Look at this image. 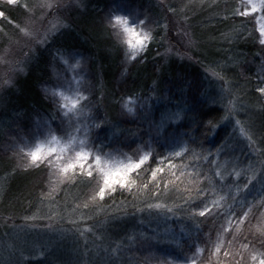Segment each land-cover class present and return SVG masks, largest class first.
Here are the masks:
<instances>
[{"label":"trees","instance_id":"trees-1","mask_svg":"<svg viewBox=\"0 0 264 264\" xmlns=\"http://www.w3.org/2000/svg\"><path fill=\"white\" fill-rule=\"evenodd\" d=\"M240 1L193 0L183 16L196 40V53L188 61L167 62L160 53L159 0H86L83 13L70 15L66 28L29 54L25 75L12 87L0 88L2 216H22L49 197L57 201L71 194L74 205L115 209L117 219L107 222L106 233L121 241L119 252L130 264H166L185 251V239L174 245L163 236L139 234L143 226H173L178 220L188 238L209 249L223 219L231 216L236 222L244 213L257 217L264 204V95L257 91L264 87V47L253 20L234 15ZM0 10L7 16L0 18L2 56L27 13L20 3L3 0ZM114 13L135 16L134 21L149 26L152 35L138 57L124 53L110 20ZM61 61L79 62L99 119L88 140L92 152L123 162L148 156L141 169L130 173L128 187L117 186L103 200L97 195L103 186L98 170L94 178L74 171L51 192L45 164L18 163L23 155L17 146L32 142L39 125L45 130L43 120L55 115L44 90L53 83L52 66L60 72ZM217 65L226 66L220 70L223 78L256 108L245 138L229 129L223 104L211 88L206 68ZM128 100H145L146 106L130 114L122 108ZM11 139L16 149L10 147ZM156 169L162 171L153 176ZM247 222L242 221L236 240L264 252V235H251ZM57 247L23 264H80L66 253L65 244ZM225 258L222 264H248L232 255Z\"/></svg>","mask_w":264,"mask_h":264},{"label":"rangeland","instance_id":"rangeland-1","mask_svg":"<svg viewBox=\"0 0 264 264\" xmlns=\"http://www.w3.org/2000/svg\"><path fill=\"white\" fill-rule=\"evenodd\" d=\"M159 1L160 3H155L160 15H163L161 20L163 32L160 39L162 43L161 56L167 62L171 59L179 62L188 61L191 53H196V40L187 23V17L183 14L195 1ZM6 2L20 3L27 15L19 26L18 35L3 48V54L0 56V88L4 90L12 87L17 77L25 75L26 66L31 61L28 56L33 50L39 49L59 31L66 28L65 22L70 15L83 13L86 0H6ZM214 2L217 3V0ZM25 4L28 6L27 9L22 6ZM48 4L53 6L47 7ZM247 7V4L241 0L237 10H245ZM174 8L178 10V13ZM115 16L127 18L128 26L135 27L138 33H147L149 37L152 35L149 26L141 24V20L134 21L135 16L114 13L110 18L112 24ZM246 17L253 20V26L259 36L258 28L260 27V18L264 17V11L250 12V15ZM21 28H24L28 35L21 32ZM113 28L119 36L124 53L128 58H131V50L124 43L125 34L120 27ZM229 37L227 35L226 38ZM148 42L149 40L145 42V47L136 57L143 53ZM13 54L15 56L17 54L20 58L15 61ZM58 64L61 71L55 72L52 66L53 83L44 90L53 102L55 115L51 120H43L45 130H42L39 125L32 142L24 141V146H17L18 153L23 155L20 159L21 162L17 161L19 164H45L48 167L51 174L48 190L51 192L56 188V185L64 182L66 176L74 171L86 172L88 168H91L90 166L94 168L93 171L98 170L95 164L97 154L92 152L88 140L91 133L98 128L99 119L89 100L90 95L84 86L83 75L79 71L77 62L69 64L67 61H61ZM225 67V65L207 66L206 72L211 80L214 95L218 96L223 104L225 120L229 123V129L236 135L245 138L247 135L245 132H249L246 125L256 108L246 102L241 92L236 90L229 80L223 78L220 70ZM138 101L128 100L122 104V108L131 114L135 109L146 106L145 100ZM74 104L75 107H73ZM57 126H60L59 131H57ZM10 142V147L16 149L12 139ZM37 149L40 150V159L38 162H33L30 154ZM80 152L88 155L87 160L79 162L83 163L85 168L81 169L77 166L63 172L62 169L67 164L77 162V153ZM99 157L103 164L128 163L111 155ZM100 174L103 182V175L101 172ZM68 196L70 197L57 201L49 197L37 204L28 214L22 216H2L0 210V264H23L29 259L37 258L57 249L60 244H65L66 253L71 255L70 258L73 257L80 261V264H130L123 259L119 252V248L123 246L121 241L111 240V236L106 233L107 222L117 219V215H114L116 210L96 207L88 209L89 206L86 204L77 206L74 205L72 194ZM217 204L220 203L217 202L214 205ZM239 219L236 222L232 221L231 216L223 219L214 239L211 240L209 249H205L194 239H190L191 237L188 238L185 225L177 222L178 220H175L173 226L163 223L152 228L143 226L139 230V234L149 235L151 233V235L163 236L168 239L165 241L174 242V245H179L182 239L187 241L185 251L180 252L182 255L168 259L166 264H211L212 261H215V264H222L226 260L225 257L229 255L240 261L245 260L248 264H258L261 254L264 252L245 247L244 243L236 240V236L242 230V221L245 219L250 224L251 235L253 233L264 235V204L257 217L250 218L248 213L247 215L244 213L240 215ZM204 253L209 254L204 255ZM253 256L257 258L255 261L252 259Z\"/></svg>","mask_w":264,"mask_h":264},{"label":"snow or ice","instance_id":"snow-or-ice-1","mask_svg":"<svg viewBox=\"0 0 264 264\" xmlns=\"http://www.w3.org/2000/svg\"><path fill=\"white\" fill-rule=\"evenodd\" d=\"M3 2H6V0H3ZM242 2L246 3L248 7L245 10H234V15L238 14L243 17V16H249L250 12L255 13L257 11H264V0H242ZM22 6L25 9L28 8L27 4ZM46 6L52 7L53 5L48 4ZM0 18L7 19L6 13L2 10H0ZM9 23H12V21L9 20ZM140 23L145 24V21L141 20ZM112 26L120 27L123 33L125 34L126 39L124 43H126L128 48L131 50V58H135L137 54L145 47V42L150 39L147 33L140 34L136 31L135 27H129L128 19L125 17L115 16L114 23L112 24ZM20 30L21 32H24L25 35H28V32L25 31L24 28H21ZM258 31H259V44L262 47H264V17L260 18V27L258 28ZM257 91L261 95H264V87H259ZM73 107H75V104L73 105ZM30 155L33 162H38L40 159V150L37 149L36 151L32 152ZM87 159H88V155L86 153L83 152L77 153V162L67 164L62 169V171L67 172L68 170L74 169L77 166H79L81 169H84L85 165L79 162ZM147 160H148V156L145 155L137 162L129 161L127 164L108 165V164H103L101 162V158L99 156H96L95 157L96 168L103 175V186L99 187V190L97 192L99 198L101 200L105 199L107 193L109 192L114 193L116 191L117 186L121 188L128 187L129 184L131 183L130 181H128V177L130 173L136 172L139 169H141L142 165H144V163ZM156 171H162V169H156L153 172V176H155ZM82 174L86 175L89 178H94V173L91 168H88V170L86 172H82ZM206 211L207 209L200 211L199 215L205 216ZM245 247H247V245H245ZM252 259L255 261L257 258L256 256H253ZM258 264H264V253L261 254V258L259 259Z\"/></svg>","mask_w":264,"mask_h":264}]
</instances>
